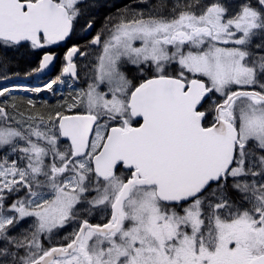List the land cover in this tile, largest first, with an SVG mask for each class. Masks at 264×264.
Wrapping results in <instances>:
<instances>
[{
  "label": "snow or ice",
  "instance_id": "obj_1",
  "mask_svg": "<svg viewBox=\"0 0 264 264\" xmlns=\"http://www.w3.org/2000/svg\"><path fill=\"white\" fill-rule=\"evenodd\" d=\"M58 48L0 60V264H264V0H0Z\"/></svg>",
  "mask_w": 264,
  "mask_h": 264
},
{
  "label": "trees",
  "instance_id": "obj_2",
  "mask_svg": "<svg viewBox=\"0 0 264 264\" xmlns=\"http://www.w3.org/2000/svg\"><path fill=\"white\" fill-rule=\"evenodd\" d=\"M111 2L115 3V4H123V3H127L129 2V0H112ZM106 4H112V3H106ZM106 11L107 9H100L98 10L97 12V20H96V27L100 26L103 22V17L104 15L106 14ZM71 46V45H69ZM34 55V56H32ZM18 56V55H17ZM16 55H14L13 53L9 52L7 54V57H5L4 53H3V50H0V60H7L9 61L8 63V69L10 71H12V73H15L17 70L21 71V75H26V73L29 72V70L32 68V67H35L36 64L38 63V57L36 56V54H29L28 52L20 55L22 56V60H21V67L20 68H17V64L15 62H17V57ZM17 57V59H16ZM27 57H30V59L28 61H26V58ZM13 59V61H12ZM15 59V60H14ZM35 59V60H34ZM12 61V62H11ZM20 64V63H19ZM16 65V66H14ZM13 66V67H12ZM15 67V68H14ZM17 69V70H15ZM26 71V72H25ZM36 99V102L38 104V98L37 97H34ZM39 105V104H38ZM41 111H44V112H47L48 110L46 108H40Z\"/></svg>",
  "mask_w": 264,
  "mask_h": 264
},
{
  "label": "rangeland",
  "instance_id": "obj_3",
  "mask_svg": "<svg viewBox=\"0 0 264 264\" xmlns=\"http://www.w3.org/2000/svg\"><path fill=\"white\" fill-rule=\"evenodd\" d=\"M104 3H112L113 4V2H111V1H106ZM24 53H26V51L24 49H21V51L19 53H15L14 55H16V56L18 55V59L19 58L21 59L22 56H20V55H22ZM20 59L17 60L16 64H19L20 63V61H21ZM29 59H30V57H27L26 58V61H28ZM18 61H19V63H18ZM81 74H82V84L81 85H82V87H86V82H84L85 81L84 73L81 72ZM43 84L44 83H40V84H35V83H32V84L21 83V84H17V85L18 86H21V87H23V86L35 87V86H41ZM55 88L57 90V92H56L55 95H53L52 92L45 91V92H41L39 94L26 93V95H21V96H27V97H33V98H34V96H36L38 98V104L40 105V108H45L44 107L45 102H47V104L55 105L58 100H62V99L65 98V92H69V89H68V87L66 85H56ZM75 88L76 89H79L81 87L78 88V86L75 85ZM18 94H25V93L18 92ZM74 111H76V110H74ZM99 219H100L99 217H96V220L97 221Z\"/></svg>",
  "mask_w": 264,
  "mask_h": 264
},
{
  "label": "flooded vegetation",
  "instance_id": "obj_4",
  "mask_svg": "<svg viewBox=\"0 0 264 264\" xmlns=\"http://www.w3.org/2000/svg\"><path fill=\"white\" fill-rule=\"evenodd\" d=\"M106 1H112V0H100V2L101 3H104V2H106ZM117 1H119V0H117ZM100 26H98L97 28H99ZM66 49H57V51H58V60H57V62H56V68L53 70V72L51 73V75L49 76V77H47L46 79L45 78H43V79H41V80H38V79H34V80H30V81H35L36 83H45L48 79H50L51 78V76H54V75H56V74H58V71H59V66H60V64H61V62H62V58H63V51H65ZM35 60V59H34ZM22 65V64H21ZM21 65H19V64H17V67L18 68H20L21 67ZM17 70V69H16ZM26 72V71H25ZM16 73H20L21 74V71H19V70H17L16 71ZM9 75H12V71H10L9 70ZM22 82L21 81H18V82H11L10 84H9V86H13V85H17V84H21ZM81 84H82V74H81V82H78L77 84H76V86H79V87H81ZM16 95H18V96H21L22 94H18V93H16ZM3 98H0V100H2ZM133 125L134 126H138V124H137V122L136 121H133Z\"/></svg>",
  "mask_w": 264,
  "mask_h": 264
},
{
  "label": "water",
  "instance_id": "obj_5",
  "mask_svg": "<svg viewBox=\"0 0 264 264\" xmlns=\"http://www.w3.org/2000/svg\"><path fill=\"white\" fill-rule=\"evenodd\" d=\"M33 77H35V78H39V77H37V76H35V75H33ZM44 77H46V76H44ZM29 79H30V77L16 76V77H13L12 80L7 81L6 83H10V82L17 81V80H25V81H28Z\"/></svg>",
  "mask_w": 264,
  "mask_h": 264
},
{
  "label": "bare ground",
  "instance_id": "obj_6",
  "mask_svg": "<svg viewBox=\"0 0 264 264\" xmlns=\"http://www.w3.org/2000/svg\"><path fill=\"white\" fill-rule=\"evenodd\" d=\"M17 57H18V56H17ZM17 57H16V58H17ZM19 59H20V58H19ZM19 59H17V60H19ZM14 60H15V59H14ZM20 60H22V59H20ZM12 61H13V59H12ZM12 61H11V62H12ZM13 62H14V61H13ZM15 63H16V62H15ZM18 63H19V61H18ZM19 65H21V61H20V64H19ZM14 66H16V65H14ZM12 67H13V66H12ZM14 68H15V67H14ZM17 68H18V67H17ZM15 70H16V69H15Z\"/></svg>",
  "mask_w": 264,
  "mask_h": 264
}]
</instances>
